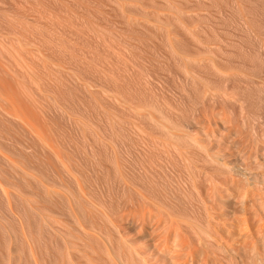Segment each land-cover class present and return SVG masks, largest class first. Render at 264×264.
<instances>
[{
  "label": "rangeland",
  "instance_id": "rangeland-1",
  "mask_svg": "<svg viewBox=\"0 0 264 264\" xmlns=\"http://www.w3.org/2000/svg\"><path fill=\"white\" fill-rule=\"evenodd\" d=\"M261 218L264 0H0V264L182 236L186 264H225V239L263 252Z\"/></svg>",
  "mask_w": 264,
  "mask_h": 264
},
{
  "label": "bare ground",
  "instance_id": "bare-ground-1",
  "mask_svg": "<svg viewBox=\"0 0 264 264\" xmlns=\"http://www.w3.org/2000/svg\"><path fill=\"white\" fill-rule=\"evenodd\" d=\"M193 141H194V140H193ZM195 141H196V140H195ZM209 157H210V156H209ZM218 161H220V160H218ZM216 163H217V162H216ZM220 163H222V161H221ZM217 164H218V163H217ZM217 164H216V165H217ZM222 165L225 167L224 162H223ZM227 166H228V165H227ZM229 167H230V166H229ZM236 167L240 169V166L236 165ZM242 167H243V166H242ZM226 168L229 169L228 167H226ZM232 168H233V167H232ZM237 168H235V169L237 170ZM230 169H231V167H230ZM243 169H244V171L246 170V168H243ZM236 170H235V171H236ZM239 171H241V170H239ZM229 172H230V170L228 171V173H229ZM246 172H247V171H246ZM234 173H235V172H234ZM240 173H242V171L239 172V174H240ZM243 173H244V172H243ZM243 173H242V174H243ZM230 174H231V173H230ZM236 174H237V171H236ZM242 174H241V175H242ZM231 175H232V174H231ZM246 175H247V174H246ZM244 176H245V175H244ZM248 176H249V175H248ZM230 177H231V176H230ZM245 177H246V176H245ZM225 180H226V179H225ZM245 180H246V179H245ZM226 181H227V180H226ZM231 183H232V182H231ZM232 184H233V183H232ZM230 185H231V184H230ZM232 186H233V185H232ZM226 188H227V187H226ZM226 188H225V189H226ZM234 188H235V187H234ZM223 189H224V188H223ZM225 189H224V190H225ZM224 190H223V191H224ZM226 190H227V189H226ZM231 190H232V189H231ZM213 192H216V191H213ZM218 192H219V191H218ZM218 192H217V193H218ZM229 192L234 193V192H232V191H229ZM201 193H202V192H201ZM224 193H225V192H224ZM226 193L228 194V192H226ZM215 194H216V193H215ZM215 194H214V195H215ZM218 194H220V192H219ZM220 195H221V194H220ZM234 195H235V194H234ZM234 195H233V199H234ZM207 196H210V195L208 194ZM211 196H212V194H211ZM216 196H218V195H216ZM226 196H227V195H226ZM228 196H230V193L228 194ZM231 196H232V194H231ZM247 196H248V195L246 194V198H247ZM259 196H260V195H259ZM259 196H258V197H259ZM213 197H214V196H213ZM213 197H211V200H210L211 202L214 201V200H212V199H214ZM219 197H220V196H218V198H219ZM223 197H224V196H223ZM244 197H245V194H244L243 198H244ZM205 198H206V197H205ZM208 198H209V197H208ZM216 198H217V197H216ZM249 198H250V196H249ZM252 198H253V197H252ZM252 198H251V199H252ZM254 198H255V196H254ZM225 199H226V198H225ZM247 199H248V198H247ZM219 200H220V199H219ZM202 201H203V200H202ZM223 201L225 202V200H223ZM235 201H236V200H235ZM235 201H234V202H235ZM242 201H245V203H246L245 205H246V206L250 204V200H248L249 202H248V201L246 202V199H245V198H244ZM252 201H253V200H252ZM254 201H255V200H254ZM205 202H206V201H205ZM207 202H208V201H207ZM217 202H218V201H217ZM219 202H220V201H219ZM227 202H228V201H227ZM234 202H233V203H234ZM214 203H215V202H214ZM243 203H244V202H242V204H241V201H240V202L238 201V208H239V205L241 204V206H240V207H241V210H242V208H244V207H242V205H244ZM203 204H204L203 206L205 207V204H206V203L203 202ZM207 204H208V203H207ZM217 204L219 205L220 203H217ZM235 204H236V202H235ZM235 204H234V205H235ZM210 205H211V204H210ZM252 205H253V204H252ZM214 206H216V205H214ZM227 206H228V205H227ZM249 206H250V205H249ZM207 207H208V205H207ZM210 207H211V206H210ZM225 207H226V206H225ZM234 207H235V206H234ZM247 207H248V206H247ZM247 207H245V210H246L245 212H248V210H249V208H250V207H249L248 210H247V209H246ZM253 207H254V205H253ZM212 208H213V207H212ZM231 208H232V207H231ZM235 208H236V207H235ZM235 208H234V209H235ZM251 208H252V206H251ZM254 208H255V207H254ZM206 209H207V208H206ZM206 209H205V210H206ZM239 209H240V208H239ZM259 209H260V206H259ZM261 209H262V208H261ZM203 210H204V209H203ZM225 210H226V209H225ZM229 210H230V209H228V211H229ZM231 210H233V209H231ZM257 210H258V209H257ZM212 211H213V209H212ZM214 211L216 212V208H214ZM221 211H222V210L220 209V211H218V212L221 213ZM255 211H256V210H255ZM232 212H233V211H232ZM256 212L258 213V211H256ZM260 212H261V211H260ZM204 213H205V212H204ZM240 213H241V212H240ZM240 213H238V214H240ZM207 214H208V213H207ZM217 214H218V213H217ZM226 214H227V213H226ZM228 214H229V213H228ZM238 214H237V215H238ZM246 214H247V213H246ZM249 214H250V213H249ZM254 214H255V212H254ZM258 214H259V213H258ZM260 214H261V213H260ZM208 215H209V214H208ZM214 215H216V214H214ZM222 215H223V214H222ZM230 215H231V213H230ZM244 215H245V213H244ZM255 215L257 216V214H255ZM176 216H177V215H176ZM206 216H207V215H206ZM235 216H236V215H235ZM247 216H248V214H247ZM247 216H245V219H246ZM182 217H183V216H182ZM208 217H210V216H208ZM208 217H207V221L209 220ZM211 217H212V214H211ZM213 217H214V216H213ZM216 217H218V216H216ZM223 217H225V216H223ZM253 217H254V216H253ZM260 217H261V215H260ZM172 218H173V217H172ZM178 218H179V217H178ZM184 218H186V217H184ZM241 218H242V217H241ZM247 218H248V217H247ZM175 219H176V218H175ZM180 219H182V218H180ZM219 219H220V218H219ZM237 219H238V218H237ZM237 219H236V221H237ZM243 219H244V218H243ZM243 219H242V220H243ZM256 219H257V217H256ZM261 219H262V222H263V224H264L263 218H261ZM189 220H190V218H189ZM227 220H228V219H227ZM240 220H241V219H239L238 222H240ZM257 220H258V219H257ZM214 221H216V219H214ZM219 221H220V220H219ZM219 221L217 220L216 223H217V222L219 223ZM174 222H175V220H174ZM174 222H173V223H174ZM182 222H185V221H182ZM189 222H190V221H189ZM193 222H194V220H193ZM222 222H223V221H221V223H222ZM228 222H229V221H228ZM244 222H245V221H244ZM249 222H251V221H249ZM260 222H261V221H260ZM260 222L257 223V225L255 226L256 228H259L258 226H261V223H260ZM143 223H144V220H143ZM187 223H188V220H187ZM187 223H185V224H187ZM196 223H197V222H195V223H188V225H189V224H196ZM198 223H199V222H198ZM198 223H197V228H200V226L198 227ZM200 223H201V222H200ZM211 223H212V225L214 226L213 222H211V219H210V224H211ZM218 223H217V225H218ZM231 223H232V222H231ZM233 223H234V222H233ZM252 223H254V221H253ZM259 223H260V225H258ZM141 224H142V223H141ZM179 224H180V223H179ZM202 224H203V223H202ZM206 224H208V228L205 227V225L203 224L205 228L201 227L199 230L196 228L198 232H195V231H194L195 234L198 235V238H197V237H196V238H197L198 240H200V241H198V243H201V248H203L202 246H203V244H204V243H203L204 239H205V243L208 241V237H210L209 239L212 240V241H213L214 239H216V238H214V239L212 238V237H214V236H212V235H213L212 232H214V231H213V230L211 231V228L209 229V225H210L209 222L206 223ZM236 224H237V223H236ZM236 224H235V225H236ZM242 224H244L243 226H245V227H250V226H246V225L248 224V222L245 224V223H243V221H242ZM242 224H241V225H242ZM254 224H255V223H254ZM263 224H262V226H261L259 229L264 228V227H263ZM142 225H143V224H142ZM172 225H173V224H172ZM183 225H184V224H183ZM200 225H201V224H200ZM212 225H210V226L214 229V227H213ZM219 225H220V224H219ZM224 225H225V224H224ZM140 226H141V225H140ZM147 226L150 227L149 225H147ZM180 226H182V225H180ZM194 226H195V225H194ZM194 226H193V227L191 226V227H192V231L195 230V229H193V228H195ZM229 226H230V225H229ZM142 227L145 228L146 225L144 224V226H142ZM142 227H141V229H143ZM178 227H179V226H178ZM222 227H223V223H222ZM227 227H228V225H227ZM232 227H233V226H232ZM234 227H235V226H234ZM236 227L238 228V226H236ZM241 227H242V226H241ZM184 228H185V227H184ZM187 228H188V227H187ZM187 228H185V229H187ZM202 228H203V229H202ZM243 228H244V227H242V232L245 233V229H246V231H247V228H245V229H243ZM146 229H147V228H146ZM146 229H145V231H146ZM190 229H191V228H190ZM190 229H189V230H190ZM231 229H232V228H231ZM252 229H253V228H252ZM259 229H258V230H259ZM139 230H140V229H139ZM147 230H149V229H147ZM152 230H153V229H152ZM152 230H151V231H152ZM172 230H174V229H172ZM176 230L180 232V230H178V228H177ZM183 230H184V229H181V232H182ZM214 230H215V229H214ZM225 230H226V229H225ZM239 230H241V229H239ZM258 230H257V231H258ZM145 231L142 232V233H146L147 236H148L147 231H146V232H145ZM177 231H175V232L178 233ZM215 231H216V230H215ZM222 231H223V230H222ZM222 231H221V232H222ZM232 231H233V229H232ZM248 231H249V230H248ZM248 231H247V233L251 232V231H252L251 228H250V231H249V232H248ZM259 231L261 232V230H259ZM262 231H263V230H262ZM140 232H141V231H140ZM218 232H219V230H218ZM228 232H230V231L228 230ZM260 232H258V233H260ZM263 232H264V231H263ZM263 232L260 233V235H262ZM138 233H139V232H138ZM150 233H151V232H150ZM150 233H149V234H150ZM182 233H183V232H182ZM197 233H198V234H197ZM234 233H235V232H234ZM238 233H239V232H238ZM238 233H237V234H238ZM251 233H252V232H251ZM253 233H254V232H253ZM253 233H252V234L249 233V234L252 236V238H253V235L255 234V233H254V234H253ZM216 234H217V232H216ZM219 234H221V233H219ZM231 234H233V233H231ZM240 234H241V231H240ZM249 234H247V235H249ZM141 235H142V234H141ZM153 235H154V234H153ZM179 235L182 236V234H180V233H179ZM179 235H178V236H179ZM204 235H205V236H204ZM228 235H229V233H228ZM245 235H246V234H244L243 236H242V234L239 235V236H242L241 241H239V240H236V241H235V240H234L235 243L237 242V245H241V246H242V249L245 248V246L247 245L248 240H251V239H252L250 236H247L248 239L246 240V239L244 238ZM258 235H259V234H258ZM145 236H146V235H145ZM147 236H146V237H147ZM150 236H151V235H150ZM187 236L190 237L189 235H187ZM216 236H217V235H216ZM237 236H238V235H237ZM151 237H152V236H151ZM179 237H180V236H179ZM184 237H185V236H184ZM184 237L182 236V237H181L182 239L177 237L178 239H181V240H177V241H179L178 243H180V244H179L180 246L178 245V243H177V244L175 243L176 245L179 246V248H178V247L175 245V247H177V249H175V250H173L174 245H173V247H172V246H170V244H169V246L172 247L171 249H170V247L168 246V244H167V246H166L167 241H166V243H164L166 247H165L164 249H162L161 246L163 247L164 244H161V245H160V250H159V248H158L159 245H158V247H157V242L155 241L156 238H155L154 240H153V238L151 239V240L155 241V243H156L155 245H156V246H154V244H153V245H148V244H147L148 246L145 247V246H142V244H139L140 246H142V249H143V247L145 248L144 250L139 249L138 245H135V243L132 244V243H129V242H127V241H125V242L123 243V246H124V244H125L126 248L129 249V250H128V249H127V250L129 251L128 253H130V254H129V255H130L129 258H131L130 260H132V261H130L129 258H127V259H128L130 262H136V263L138 262V264H186V260L188 261V259H187L186 257H188V256H186V257H184V256L187 255L188 252H185V253H184V251H186V250H185L186 248H187V251H188L189 249L191 250V247L187 246L188 243H186V242H187V241H186V237H185V238H184ZM205 237L207 238V240H206ZM224 237H225V236H224ZM229 237H230V236H229ZM234 237H235V236H234ZM249 237H250L251 239H249ZM262 237H263V236H262ZM127 238H128V237H127ZM134 238H135V237H134ZM144 238H145V237H144ZM183 238H184L185 240H183ZM217 238H218V237H217ZM254 238H255V237H254ZM260 238H261V237H260ZM263 238H264V237H263ZM263 238H262V239H263ZM124 239H125V238H124ZM128 239H129V238H128ZM128 239H127V240H128ZM202 239H203V240H202ZM244 239H245V240H244ZM262 239H259V240H261V242H262V241H264V239H263V240H262ZM135 240H137V239H135ZM140 240H141V239H140ZM157 240H158V238H157ZM182 240H183L184 242H180V241H182ZM222 240H223V239H222ZM222 240H221V241H222ZM252 240L256 241L255 239H252ZM159 241H160V240H159ZM159 241H158V244H160V243L162 242V241H161V242H159ZM172 241H173V240H172ZM189 241H190V240H189ZM212 241L207 242L206 245H207L208 243L210 244V242H212ZM224 241H226V243H228L226 239H225ZM254 241L252 242V247H251V250H250V255L252 254V256H251V257H246V256H248V254H249V252H248V254L245 255V254L247 253V252H246V253L244 254L246 258H244L243 254H241V253L239 252V250H238L239 247H238V248H234V247H232V246H231V247H226V246H225L226 243L223 244V243L221 242V244H220V248H221V245H222L223 248H225V249H224V250H225V256L228 257V260L223 258V259H224V260H223L224 263H225V264H229V263H231L232 260H234L235 264H247V263H244V262H245V259L247 260V259L251 258V259H249V260H252V261L254 262V264H264V248H263L264 246H263V244L261 245V246H263V247L261 248V249L263 250V252L261 251V252H262V253H261L260 250H258V248L255 246L257 243H254ZM135 242H136V241H135ZM164 242H165V241H164ZM191 242H192V241H191ZM256 242H257V241H256ZM258 242H259V241H258ZM95 243H96V242H95ZM111 243H113V242H111ZM111 243H110V244H111ZM146 243H147V242H145V245H146ZM153 243H154V242H153ZM202 243H203V244H202ZM230 243H231V242H230ZM250 243H251V241H250ZM250 243H248V245H250ZM262 243H263V242H262ZM110 244H109V245H110ZM151 244H152V243H151ZM190 244H192L191 246H192V248H193V244H194V243L192 242V243H190ZM209 244H208V245H209ZM218 244H219V243H218ZM228 244H229V243H228ZM228 244H226V245H228ZM231 244H232V243H231ZM231 244H229V245H231ZM233 244H234V243H233ZM233 244H232V245H233ZM188 245H189V244H188ZM199 245H200V244H199ZM208 245H207V246H208ZM234 245H235V244H234ZM111 246H112V245H111ZM113 246H114V245H113ZM152 246H154V248L156 247V249L158 248V251H156V253H154V252L152 253V250H151V249H154ZM257 246H258V245H257ZM184 247H185V248H184ZM197 247H198V246H196V249L194 248V249L196 250L195 253L197 252V249H199V248H197ZM205 247H206V246H205ZM217 247H218V249H219V246H217ZM247 247H248V246H247ZM247 247L244 249V252L247 251V249H248V251H249V248H247ZM258 247H259V246H258ZM106 248H109V247L107 246ZM126 248H125V249H126ZM183 248H184V250H183ZM188 248H189V249H188ZM213 248H214V247H213ZM194 249H193V250H194ZM150 250H151V251H150ZM190 250H189V253L191 252ZM201 250H202V249H201ZM201 250H200V252H201ZM106 251H107V259H108L109 262H111L112 264H129V263H130V262H129V263H125L126 261L124 262V260L126 259L125 257H127L128 255L125 254L126 256L124 257V260H122V259L120 258V256H117L115 253H113V251L111 252V251H109V250H107V249H106ZM171 251H172V252H171ZM202 251H203V250H202ZM218 251H222V249H221V250L219 249ZM252 251H253V253H252ZM200 252H199V254H200V256H201L202 254H201ZM203 252H204V251H203ZM210 252H211V251H210ZM242 252H243V251H242ZM94 253H95V251H94ZM192 253H193V251H192ZM197 253H198V252H197ZM206 253H207V252H206ZM208 253H209V252H208ZM212 253H213V251H212ZM212 253H211V254H212ZM120 254H122V253H120ZM199 254H197V258H198V259L200 258ZM223 254H224V253H223ZM88 255H89V254H88ZM188 255L190 256V254H188ZM193 255H194V253H193ZM193 255L191 254V256H193ZM215 255H218V254L215 253L214 256H215ZM84 256H86V255H84ZM96 256H97V258H95ZM123 256H124V255H122V258H123ZM194 256H195V255H194ZM209 256H212V257L209 258V260L211 261V260H212L211 258H213V254H212V255L209 254ZM209 256H208V257H209ZM208 257H207V258H208ZM219 257L222 258V256H218V257H215V259H214V258H213V259L215 260V262L219 261V263L221 264L222 261L220 262ZM226 257H225V258H226ZM84 258H85V257H84ZM86 258H87V257H86ZM86 258H85V259H86ZM230 258H231V261H229ZM82 259H83V258H82ZM82 259H81V260H82ZM87 259H88V262H87V263H86V262H85V263H81V262H79V263H81V264H106V262H108V261H105V262H104L103 257L100 258V255H99V258H98V255H95L94 257H93V255H92V256L89 255V257H88ZM87 259H86V260H87ZM102 259H103V260H102ZM189 259H190V258H189ZM198 259H197L196 261H198ZM202 259H203V258H202ZM202 259H201V260H202ZM216 259H219V260H216ZM105 260H106V259H105ZM128 260H127V261H128ZM190 260H191V259H190ZM193 260H194V259L192 258L191 262H193ZM203 260H204V259H203ZM203 260H202V261H203ZM205 260H206V258H205ZM205 260H204L203 263H205ZM249 260H248V261H249ZM196 261H194L193 263L195 264ZM206 261H207V260H206ZM212 261H213V260H212ZM212 261H211V262H212ZM252 261H249V263L252 262ZM189 262H190V261H189ZM199 262H201V261H199ZM215 262H214V263H215ZM234 262H232V264H233ZM196 263H197V262H196ZM201 263H202V262H201ZM214 263L212 262L211 264H214ZM222 263H223V262H222ZM132 264H135V263H132ZM187 264H188V262H187ZM189 264H190V263H189ZM191 264H192V263H191ZM205 264H207V262H206Z\"/></svg>",
  "mask_w": 264,
  "mask_h": 264
}]
</instances>
